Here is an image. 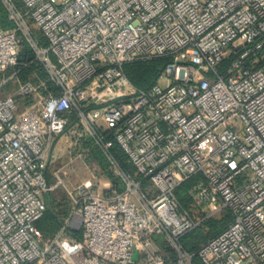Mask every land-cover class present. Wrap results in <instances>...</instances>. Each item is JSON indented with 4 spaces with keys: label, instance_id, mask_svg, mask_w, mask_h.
<instances>
[{
    "label": "built area",
    "instance_id": "built-area-1",
    "mask_svg": "<svg viewBox=\"0 0 264 264\" xmlns=\"http://www.w3.org/2000/svg\"><path fill=\"white\" fill-rule=\"evenodd\" d=\"M1 1L15 28H0V71L17 64L24 39L57 91L26 81L0 96V264H136L135 254L142 264H264V0ZM162 57L164 87L138 88L124 72ZM31 94L35 109L15 118L16 98ZM70 112L123 187L99 192L90 175L66 188L71 214L45 239L35 223L53 188L48 149ZM191 179L201 218L176 196ZM224 210L230 223L184 251L180 238ZM73 215L80 239L62 236Z\"/></svg>",
    "mask_w": 264,
    "mask_h": 264
},
{
    "label": "trees",
    "instance_id": "trees-1",
    "mask_svg": "<svg viewBox=\"0 0 264 264\" xmlns=\"http://www.w3.org/2000/svg\"><path fill=\"white\" fill-rule=\"evenodd\" d=\"M16 6L19 9H22V4L20 0H13ZM0 28L2 29H13L15 28L14 22L7 18V13L3 2L0 0ZM33 28V27H32ZM34 35L39 39L40 43L45 46L46 40L42 37L40 31L33 28ZM20 35V32H18ZM20 46L18 48V62L15 65L16 73L15 75L19 77L21 82L33 81L38 83L40 80H46V88H40V93L45 95L48 92L55 93L57 91V87L47 79V73L43 68L42 64L35 59V55L31 50L30 46L26 42V40L21 39L19 42ZM167 62V59L162 58H153L147 61H134L130 63L124 64V72L126 76L129 78L131 83L138 88H148L155 83L156 78L160 74L163 66ZM3 75L0 71V79H2ZM32 95V94H31ZM17 101L22 104H31L33 98L32 96H22L17 97ZM75 118L74 112H70L69 120L70 122ZM69 125V124H68ZM67 125V127H68ZM66 127V128H67ZM81 147H88L86 151L87 159L96 163L103 171L106 173V177L111 182V188L106 193H109L111 190H121L122 184L118 180V178L114 177L111 172H109L107 167L106 159L103 153L98 150L96 147L90 146L89 140H81ZM113 153L118 158L121 167L134 175V167L126 161V154L120 148L118 144H114L112 147ZM47 170V167H46ZM45 176L50 184V178L45 171ZM194 179L187 180L183 182L176 189V196L181 201L183 206L189 210L191 215L195 218L203 217L204 215L199 211L194 210V206H192L193 201L188 194L187 190L192 185ZM61 201H57L54 197H48L46 208L42 214V216L36 221L35 225L41 230L43 236L48 233V231L52 230L53 226L58 225L62 218L68 212L67 202L64 200L65 196ZM222 214H218L217 216L206 217L203 218L199 224L191 231L184 234L179 243L184 251L188 253H196L200 246L205 243L209 238L213 237L220 231H222L231 221V215L227 210L221 212ZM68 233L70 236L76 239L81 238V229L80 228H68ZM158 242L161 251L166 252L167 255H172L171 249L162 242L159 238L156 239ZM192 262L194 264H202L197 256L192 258Z\"/></svg>",
    "mask_w": 264,
    "mask_h": 264
},
{
    "label": "rangeland",
    "instance_id": "rangeland-1",
    "mask_svg": "<svg viewBox=\"0 0 264 264\" xmlns=\"http://www.w3.org/2000/svg\"><path fill=\"white\" fill-rule=\"evenodd\" d=\"M32 26V23L29 22ZM20 44L18 45L19 48ZM15 66H9L8 68L1 71L3 77L0 79V96H5L7 94L14 93L19 84L21 83L18 76L15 75ZM35 83L33 81H30ZM155 83L164 87L166 85V79L159 76L156 78ZM32 96L33 100L31 104H22L16 99V109L13 111L14 117L17 118L20 113L24 109H35L36 95ZM97 123L100 126H103L102 118L97 119ZM230 127L237 126V120H231L228 122ZM75 130V131H74ZM80 131L79 121L75 118L74 121L69 124L68 127L59 135H55L51 139V143L48 149V163L46 173L48 174L51 186L53 188L43 196L44 202L47 203L48 197H54L57 201H61L65 196V201L68 205V212L62 218V221L53 226L52 230L48 231V233L44 234V238H53L58 234L61 230L62 224L69 218L72 211V202L67 193V189H72L76 185H78L81 181L89 178L90 175H94V184L95 190L99 192H104L107 188L111 186V184H107L109 182L106 177L105 171H103L96 163L89 161L87 159L86 152L82 151L81 147V139L77 137L76 132ZM144 189H149L148 185H143ZM194 206V210L199 211L198 207ZM222 214V213H218ZM218 214L212 215L217 216ZM210 216V217H212ZM209 217V216H208ZM69 225L73 228L79 226V218L77 216H72ZM68 230H64L62 232V236H68ZM167 254L166 252H163ZM134 256L136 260V264H142V257Z\"/></svg>",
    "mask_w": 264,
    "mask_h": 264
},
{
    "label": "crops",
    "instance_id": "crops-1",
    "mask_svg": "<svg viewBox=\"0 0 264 264\" xmlns=\"http://www.w3.org/2000/svg\"><path fill=\"white\" fill-rule=\"evenodd\" d=\"M74 121V119L70 122V120H69V123H70V125H71V123ZM138 258H140V257H138ZM141 259V258H140Z\"/></svg>",
    "mask_w": 264,
    "mask_h": 264
}]
</instances>
